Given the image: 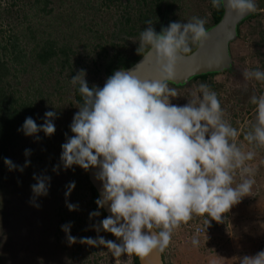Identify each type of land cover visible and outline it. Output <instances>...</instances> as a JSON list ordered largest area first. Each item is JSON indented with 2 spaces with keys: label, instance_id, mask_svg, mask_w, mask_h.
Here are the masks:
<instances>
[{
  "label": "clouds",
  "instance_id": "9594fccd",
  "mask_svg": "<svg viewBox=\"0 0 264 264\" xmlns=\"http://www.w3.org/2000/svg\"><path fill=\"white\" fill-rule=\"evenodd\" d=\"M211 2L213 8H223L239 19L257 12L255 0ZM206 23L205 18L193 16L186 23L170 22L157 32L153 21L146 20L147 27L134 42L139 44L142 62L151 58V78L134 74L139 64L132 70L115 71L102 88L89 86L84 69L71 78L82 103L70 124L73 135L65 133L60 164L53 171L58 174L61 165L65 170L74 165L85 171L97 169L94 176L102 187L95 203L111 214L94 225L95 238L74 237L72 222L62 225L70 245L104 246L115 264L125 254L145 264L154 253H166L175 232L194 218H203L206 229L212 220L223 223L232 207L251 195L257 173L252 162L264 149V93L250 97L254 122L243 131L242 140L241 130L226 118L217 92L207 83L195 87L185 105L172 103L180 94L169 84L177 80L178 65L194 54L192 46L199 50L209 41ZM214 63L224 65L225 58L218 56ZM242 76L245 90L249 81L264 85L260 69H245ZM56 118L55 111H46L44 123L38 126L31 116L26 117L17 131L39 141V132L48 137L55 134ZM24 155L30 157L32 150L25 149ZM4 164L9 171L23 172L31 161L26 159L21 166L4 158ZM33 179L37 182L31 185L29 202L39 208L37 198L49 194L51 177L34 173ZM75 187V181L66 185L70 211L79 209L68 201ZM100 215L94 211L90 218ZM101 231L113 234L119 243L99 235ZM202 231L195 229L194 247L200 246ZM239 264H264V250L240 257Z\"/></svg>",
  "mask_w": 264,
  "mask_h": 264
},
{
  "label": "trees",
  "instance_id": "16d2710c",
  "mask_svg": "<svg viewBox=\"0 0 264 264\" xmlns=\"http://www.w3.org/2000/svg\"><path fill=\"white\" fill-rule=\"evenodd\" d=\"M32 1L36 7H43L44 10L46 8L48 9L49 4L53 2V0ZM59 1L60 5H69V10L66 9L67 12L56 15V19L60 23L57 26L61 28V32L58 29L54 33H49V37L45 38L43 36L40 39L37 37L38 33L32 27H29V37H19L17 35L18 38L14 37L13 41L0 43V264H13L11 260L16 258L15 253L9 249L12 246H9L6 250L3 247L5 242L10 243L12 240L11 233L4 227L7 219V203L12 200L11 196L12 192H14L12 186L18 189L21 187L23 193L30 195L32 198L31 185L37 182L33 179V174H43L50 177L51 175H56L53 168L57 164H60L61 146L66 142L65 133L68 136L73 135L70 124L75 113L70 112V110L67 113L71 116L67 119L65 118L66 123L62 126L61 132L57 133L56 131L55 135L51 137L46 136L43 132H39L38 135L41 137L39 141H36L34 137L25 136L23 132L17 131L22 127L26 117L31 116L39 126L44 123V113L46 111L57 112L60 108L56 106L57 102L52 99L54 90L61 96L59 100L62 104H72L74 103L73 99L79 105L82 103L78 85L74 86V98H68L67 101L64 99L65 95L69 92V86H67L68 82L66 80L59 78L65 70L68 73V77L76 73L73 61L76 56V60L80 58L78 61H82L85 52L90 54L91 64L82 65L81 67V69L86 71V75H102L108 78L113 75L115 70L130 68L142 58V55L137 53L139 44L134 41H138L140 32L147 27L145 24L146 20L151 19L156 31L160 32L170 22L185 21L186 14L192 12L191 7L189 6L188 8L183 0H102L105 6H114L116 10L113 15L116 19L111 31L107 23L95 20L96 12L94 11L88 13L91 20H88L85 16H81L83 12L81 9L82 7L84 8L83 2L79 3L75 0ZM55 2L58 3L57 0ZM208 3L207 6L209 7L208 10H210V16L204 15L203 17L207 20L205 25L206 29L218 24L224 15L223 8H213L211 0H208ZM262 15L263 12L259 11L257 7L256 13L247 17L239 24L238 37H240L242 32V24L260 19ZM261 36L262 38L260 37L253 41L256 49L260 52V57L262 55L264 56V30H262ZM22 41H27V44L30 46L29 51H27V47L23 45ZM192 47L194 51L196 46L193 45ZM34 69L39 70V77L35 78V76H32L35 79H32V82H30L31 85L29 84L27 87H23L24 85L22 86L19 78L15 80L20 72H37ZM221 73L199 75L194 77L190 83L196 84L197 86L200 83H207L211 89H214L217 85H215L213 79ZM53 75H57V80H54V82H52ZM40 79H42L43 83H39ZM87 79L88 77H86ZM45 80H49V82L45 83ZM87 82L90 87L94 85L88 80ZM25 149L32 150L30 157H25ZM4 158L11 159L15 164L19 162L21 166L28 159L31 161V164L21 173L17 172L19 170L9 171L8 167L4 164ZM17 158L20 159L18 162L16 161ZM252 163L257 168L255 179L258 180L256 182L258 181L261 184L263 181L258 176L262 172L264 162L261 157H256ZM59 173L61 175L63 174V177L65 176L66 183L53 179L57 184L52 182V187L49 188V194L46 197H38L37 203L43 208L48 201H52L53 199H57V201L65 200L66 185L69 182L75 181L76 187L70 196L71 203L80 197L79 194L88 192L90 195L89 204L92 206V211L88 215L84 209L77 210V212H81V216H75L73 223H81L83 227H86L84 225L87 223L88 229L91 230L92 228L96 232L94 225L108 216L104 209H99L95 203L99 198V194L89 180V171H85L78 165H74L73 168L65 170L61 165ZM65 205L66 203L60 208L58 207V209L65 210ZM94 211H100L101 215L90 218V213ZM65 212L60 215L61 220L64 217L69 218V215H65ZM85 213L87 215L86 218L83 217ZM196 218L198 219L190 221L184 230H187L189 234L191 232L194 233V228L200 224L204 227L205 233L206 226L202 223L203 219L201 217ZM53 220L52 222L47 219L43 220L46 229H51V224L55 222ZM48 223L49 225H47ZM95 235L94 233L93 236L95 237ZM99 235L105 237V239L108 238L119 243L117 238L111 233L101 231ZM82 237H86V234L82 235ZM87 247L89 248L86 254L88 258L84 259L86 261L85 264H99L98 260L93 262L91 258L96 257L97 250L103 246L87 245ZM56 252L55 249H52L51 253L55 256V259L50 261V263L62 264L60 261H57L60 257L57 256ZM132 257L133 264H139L138 257ZM125 258H127L125 260H130L128 257ZM166 264L168 263L166 262Z\"/></svg>",
  "mask_w": 264,
  "mask_h": 264
},
{
  "label": "rangeland",
  "instance_id": "374dc122",
  "mask_svg": "<svg viewBox=\"0 0 264 264\" xmlns=\"http://www.w3.org/2000/svg\"><path fill=\"white\" fill-rule=\"evenodd\" d=\"M75 1L84 3V8L82 7L81 9L83 12H79L81 16H85L88 20H91L88 13L94 11L96 12V21L107 23L110 30L113 28L116 19V17L113 16L116 12L114 6L107 7L103 4L102 0ZM183 1H185V5L188 8L190 6L192 9V12L186 14L187 17L186 20L183 21L184 23L188 22L194 15L201 18H203L204 15L210 16V10H208L209 7L207 6L209 4L208 0ZM57 2L58 3L53 0V2L49 4L48 9L46 8L44 10L43 7H36L32 0H0V43H8V41H13L14 37L18 38V36L29 37V27H32L38 33L37 37L40 39H42L43 36H45V38L49 37V33H54L58 31V29H60L61 32V28L57 26V24L60 23L57 21L56 15L67 12V10H69V5H60L59 0H57ZM255 2L258 10L262 11L263 15L260 19L242 24L240 37L231 43V52L233 56L232 68L216 75L213 79L217 87L212 90L217 92L218 98L221 101V106L226 112V118L231 121L234 127L241 130V140L243 138V131L254 122L253 110L255 106L250 104V97L253 94L259 95L264 93V85L256 81L247 82L248 87L247 90H245V81L242 76V72L245 69H260L264 71V56L262 55V58L260 57V52H258L253 44L255 39L262 38L261 33L262 30H264V0H255ZM78 6L80 7V5ZM91 6H93V8H91ZM22 43L27 47V51H29L30 46L27 44V41H22ZM76 43H78V41H76ZM76 57L73 59L76 73L68 77V73L65 70L63 71V75L59 77L68 82L67 86H69V92L64 97L66 101L68 98H74V86L70 82L71 78L81 70L82 65L91 64V56L87 52L84 53L82 61H78L80 58L76 60ZM34 70L37 72H20L15 80L19 78L22 86L24 85L23 87H27L30 82H32V79L39 77V70ZM32 76H35V78H32ZM86 77H88L87 80L92 82V84L101 88L104 86L107 79L105 76H94L93 74L90 76L86 75ZM52 78V82H54V80H57V75H53ZM48 82L49 80H45V83ZM39 83H43L42 79L39 80ZM169 86L176 88L180 94L179 97L172 99V103L181 106L188 102L191 91L197 87V85L193 83H188L179 87H175L172 84H169ZM53 93L52 99L57 102L56 106L60 108L56 112L57 118L54 120V124L57 133H60L62 126L66 123V119L71 116L67 113L68 110L74 113L78 112L79 103L73 99L74 103L72 104H62L59 100L61 96L58 92L54 90ZM256 157H261L264 162V149L258 150ZM19 160V158L16 159L17 162ZM17 164L20 165L19 162ZM17 172L21 173L20 171ZM55 173L56 175H51L50 187H52V182L56 183L53 179L66 183V178L65 176L63 177V174L61 175L59 172L58 174L57 172ZM263 173L264 167L258 176L263 183L260 184L258 181L256 182L253 186L251 195L242 198V200L234 205L230 212L226 214L227 219L225 222L217 223L214 220L211 221L206 232L200 235L201 243L198 248L191 244V238L194 233L191 232L189 234L187 230H184V226L177 230L172 237L170 246L166 250V262L168 264H212V262L215 261V264H239L240 257L244 255H255L259 251L264 250ZM13 188L12 200L7 203L6 207L7 219L4 226L11 233L12 240L10 243L5 242L3 246L5 250L9 248V246H12L9 249L16 255V258L11 260L12 263L51 264L50 261L55 259L51 251L55 249L57 251V256L60 257L57 261H60L62 264H85L86 261H84V259L88 258L86 254L89 249L87 244L77 242L70 245L66 240V233L62 231L61 228L62 225L72 222L71 235L81 238L82 235L86 234V237L95 238L98 233L94 232L92 228L89 230L87 223L84 225L86 227H83L81 223H73V218L75 216H81V212L70 211L67 207L65 209L66 212L63 209L59 210L58 207L60 208L65 203V200L57 201V199L48 201L43 208H36L29 202L31 196L24 194L21 187L18 189L12 186V189ZM79 196L80 197L72 203L78 204V210L84 209L89 215V212L92 211V206L89 204L90 195L83 192L79 194ZM68 201L71 202L70 197ZM63 212H65V215L68 214L69 218L64 217L61 220L60 215L64 214ZM86 213L83 216L84 218L87 217ZM44 219L51 220V222L54 219L53 221L55 222L51 224V229H46L43 224ZM194 219L196 220L198 218ZM85 221L87 222V220ZM47 225H49V223ZM94 233L96 234L95 237L93 236ZM106 239L109 240L108 238ZM3 247L1 248L3 249ZM125 259L127 258H123L120 264H133L132 258L129 262ZM96 260H98L99 264H115V258L104 246L97 250L96 257L91 258L93 262Z\"/></svg>",
  "mask_w": 264,
  "mask_h": 264
},
{
  "label": "water",
  "instance_id": "95a60500",
  "mask_svg": "<svg viewBox=\"0 0 264 264\" xmlns=\"http://www.w3.org/2000/svg\"><path fill=\"white\" fill-rule=\"evenodd\" d=\"M247 15L243 19L237 18L234 14H228L224 10V15L220 22L215 26L207 29L210 33V39L205 44V46L199 50L197 48L193 51V55L186 60V62L178 65L177 67V80L174 84L177 86L186 85L191 82V80L199 75H204L208 73H218L225 70H230L233 66V56L231 52V43L238 38V27L239 24L244 21ZM218 56H223L225 58L224 65H216L214 63ZM143 57L137 61L132 67L124 70H132L138 64V66L133 70L134 74L140 76L141 78H151L154 76V68L151 63V58L145 59L143 62ZM142 62V63H141ZM141 63V64H140ZM121 69H117L118 71ZM114 71V72H115ZM114 74V73H113ZM97 169L93 168L89 170V180L95 187L96 191L100 195V189L102 183L95 179V172ZM107 216L111 213L104 209ZM165 253V252H164ZM164 253L156 254L154 253L145 264H165ZM139 259V258H138ZM139 264H141L139 260Z\"/></svg>",
  "mask_w": 264,
  "mask_h": 264
},
{
  "label": "built area",
  "instance_id": "2783aa9c",
  "mask_svg": "<svg viewBox=\"0 0 264 264\" xmlns=\"http://www.w3.org/2000/svg\"><path fill=\"white\" fill-rule=\"evenodd\" d=\"M197 227H200V228L204 229V227L201 226V225L199 224V225H197V226L194 228V231H195V229H196ZM203 234H204V231H202V232L200 233V235H203ZM125 257H127L126 254L120 258V261H121L123 258H125ZM128 258H129V257H128ZM128 262H129V260H128Z\"/></svg>",
  "mask_w": 264,
  "mask_h": 264
}]
</instances>
